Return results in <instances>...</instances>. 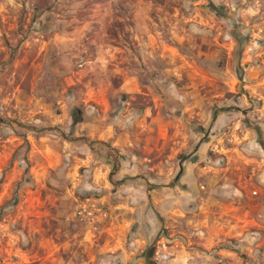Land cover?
<instances>
[{"label":"rangeland","instance_id":"374dc122","mask_svg":"<svg viewBox=\"0 0 264 264\" xmlns=\"http://www.w3.org/2000/svg\"><path fill=\"white\" fill-rule=\"evenodd\" d=\"M0 118V264H264V0H0Z\"/></svg>","mask_w":264,"mask_h":264},{"label":"built area","instance_id":"2783aa9c","mask_svg":"<svg viewBox=\"0 0 264 264\" xmlns=\"http://www.w3.org/2000/svg\"><path fill=\"white\" fill-rule=\"evenodd\" d=\"M78 219L83 222L90 232H94L98 228V224L106 221L108 214L103 208L95 203L83 202L79 203L76 213Z\"/></svg>","mask_w":264,"mask_h":264},{"label":"trees","instance_id":"16d2710c","mask_svg":"<svg viewBox=\"0 0 264 264\" xmlns=\"http://www.w3.org/2000/svg\"><path fill=\"white\" fill-rule=\"evenodd\" d=\"M83 116H84V112H82L79 109L74 110V112L72 114L73 122L76 124L82 123L83 122ZM0 123L8 126L7 123L4 120H2L1 118H0ZM73 140L74 141H83L85 143H88V145L91 143L90 140L88 138H85V137H80V138L74 137ZM118 166H119L118 161L114 159L112 173L118 170ZM149 256H150V254H149ZM149 256L147 258L148 260L150 259Z\"/></svg>","mask_w":264,"mask_h":264},{"label":"crops","instance_id":"0c3cea01","mask_svg":"<svg viewBox=\"0 0 264 264\" xmlns=\"http://www.w3.org/2000/svg\"><path fill=\"white\" fill-rule=\"evenodd\" d=\"M120 144H121V141L120 140H118V141L115 142V145H117V146L120 145ZM120 148L122 149V147H120Z\"/></svg>","mask_w":264,"mask_h":264}]
</instances>
